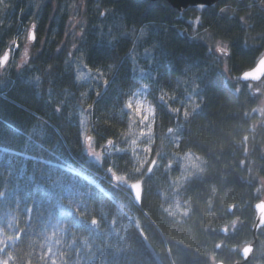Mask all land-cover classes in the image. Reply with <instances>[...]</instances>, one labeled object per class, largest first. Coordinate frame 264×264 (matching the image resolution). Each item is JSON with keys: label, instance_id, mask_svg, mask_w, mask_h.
<instances>
[{"label": "trees", "instance_id": "16d2710c", "mask_svg": "<svg viewBox=\"0 0 264 264\" xmlns=\"http://www.w3.org/2000/svg\"><path fill=\"white\" fill-rule=\"evenodd\" d=\"M23 25L40 42L0 64V264L240 260L264 181V77H238L264 50V0H0V58ZM120 181L141 182L139 204Z\"/></svg>", "mask_w": 264, "mask_h": 264}, {"label": "rangeland", "instance_id": "374dc122", "mask_svg": "<svg viewBox=\"0 0 264 264\" xmlns=\"http://www.w3.org/2000/svg\"><path fill=\"white\" fill-rule=\"evenodd\" d=\"M74 16H76V13H75ZM189 22L192 23V25L195 27L198 24L199 20H198V18H192L191 20H189ZM30 28H31L30 25L29 26L23 25L20 28L19 33L16 35V37H15V39L13 41L12 48L7 49L8 53H9V55H8L9 56V60L6 62V65L4 64L5 67L9 68V67H12L13 65H19V64L22 65L26 61V54L29 52V50L32 47V45L39 41V39L37 38V34H36L35 30H34L35 39L33 41L29 40ZM263 85H264L263 82H260L258 88H263ZM247 88L251 89L252 88V84H247ZM138 89H139L140 94H139V96L136 97L135 101L133 100L134 104H132L133 107L135 108L136 112H137V109L141 110V109H144V107L146 108V102L144 101V99L142 97V92L144 90V83H142L141 86ZM231 89L235 93L238 91V87L231 88ZM262 111L264 112V107H262L261 109H254L252 112H253V114H256V116L258 118H260L262 115H259V113H262ZM146 116H147V118H149L150 110L148 111V113H146ZM260 119H261L262 126L264 127V117H263V119L262 118H260ZM88 140H89L90 145H91L90 138ZM88 146H89V144H88ZM87 151H88V154H89L90 157L94 155L93 149H91V147L89 149L87 148ZM254 193L258 195L257 196V201L259 199H264V181L261 182L256 187V189L254 190ZM231 206H232V208L235 207V205H231ZM238 211L241 212L240 210H238ZM239 226H240L239 220H234L233 219L231 221V223L229 225H227V228H225L226 229V234L236 230ZM243 244L244 243H242L239 246H237V247H239L238 251L242 248ZM235 248L236 247H233L232 249H235ZM253 248H254V250H253V253H252V258L250 259V264H261L256 259H263L264 260V241L262 240L261 243L258 244V245L255 242L253 244Z\"/></svg>", "mask_w": 264, "mask_h": 264}, {"label": "water", "instance_id": "95a60500", "mask_svg": "<svg viewBox=\"0 0 264 264\" xmlns=\"http://www.w3.org/2000/svg\"><path fill=\"white\" fill-rule=\"evenodd\" d=\"M150 1H156V0H150ZM167 3H169L173 8H175L177 11L179 12H183L189 8H200L198 7L199 5H205V7L208 6H213L216 3H218L221 0H165ZM237 1H242V0H237ZM33 32V27L31 28L30 32H29V39L30 36L32 35ZM31 41L33 39H30ZM5 55H9L8 51H5L4 54L1 56L0 58V64L1 66H3L6 62H2V58ZM261 59H264V50L262 51L261 55L259 56V58L256 60L254 66L250 69H247L245 71H243L240 75H239V80L242 82H247V83H256V82H260L263 77L264 74H259L260 78L259 79H255V78H248L245 79L244 78V73L245 72H250L255 70L257 67H259V61ZM154 164V162H152V164L150 165L149 170L151 169L152 165ZM120 185H123L126 188H129L131 190V194L132 197L135 201L136 204L140 203V199H141V182L137 181V182H133V183H127V184H123L121 181L119 182ZM254 210H255V219H254V224L252 226V237H253V243H250L246 246H244L241 250H240V257L242 258L241 261H235L232 264H242L244 262H247L251 256L252 253V248H253V244L256 242V232L259 228L264 226V200H261L259 202H257L254 205ZM216 264H223L222 262H217Z\"/></svg>", "mask_w": 264, "mask_h": 264}, {"label": "snow or ice", "instance_id": "6c2138e0", "mask_svg": "<svg viewBox=\"0 0 264 264\" xmlns=\"http://www.w3.org/2000/svg\"><path fill=\"white\" fill-rule=\"evenodd\" d=\"M198 7H200L201 9L203 8V7H205V5H199ZM30 39H35V34H34V26H33V32H32V35L30 36ZM9 60V56L8 55H5V56H3V58H2V62H6V61H8ZM259 67H257V68H260L262 65H264V59H261L260 61H259ZM256 68V69H257ZM256 69L255 70H253V71H250V72H245L243 75H244V78L245 79H248V78H255V79H259L260 78V75L259 74H264V72H260V73H258V74H255V75H253L252 73H255L256 72ZM129 110H131L132 109V105L131 104H129ZM137 112H140V109H137ZM145 120L147 119V117H145L144 118ZM133 143H135V142H133Z\"/></svg>", "mask_w": 264, "mask_h": 264}, {"label": "flooded vegetation", "instance_id": "af4514ba", "mask_svg": "<svg viewBox=\"0 0 264 264\" xmlns=\"http://www.w3.org/2000/svg\"><path fill=\"white\" fill-rule=\"evenodd\" d=\"M253 209H254V207H253ZM228 210H229L230 213H231V209H228ZM251 231H252V227H251ZM245 243H246V244H243V246H244V245H247L249 242H248V243L245 242ZM243 246H242V247H243ZM253 250H254V248H253ZM252 252H253V251H252ZM251 258H252V255H251V257L249 258V260H248L247 262H244V263H242V264H250V259H251ZM241 260H242V259H241ZM241 260H240V261H241ZM253 260H254V259H253ZM251 261H252V260H251Z\"/></svg>", "mask_w": 264, "mask_h": 264}, {"label": "clouds", "instance_id": "9594fccd", "mask_svg": "<svg viewBox=\"0 0 264 264\" xmlns=\"http://www.w3.org/2000/svg\"><path fill=\"white\" fill-rule=\"evenodd\" d=\"M260 72H264V65H262L260 68H257L256 69V72L255 73H252V74L255 75V74H258Z\"/></svg>", "mask_w": 264, "mask_h": 264}, {"label": "bare ground", "instance_id": "6f19581e", "mask_svg": "<svg viewBox=\"0 0 264 264\" xmlns=\"http://www.w3.org/2000/svg\"><path fill=\"white\" fill-rule=\"evenodd\" d=\"M133 200H134V199H133ZM134 202H135V201H134ZM254 205H255V203H254ZM254 205H253V206H254ZM229 207H232V206H229ZM254 213H255V210H254Z\"/></svg>", "mask_w": 264, "mask_h": 264}]
</instances>
